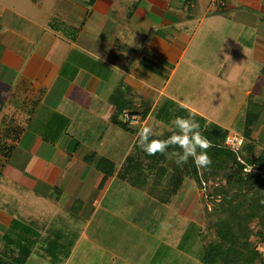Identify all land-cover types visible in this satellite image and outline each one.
<instances>
[{
    "label": "crops",
    "instance_id": "1",
    "mask_svg": "<svg viewBox=\"0 0 264 264\" xmlns=\"http://www.w3.org/2000/svg\"><path fill=\"white\" fill-rule=\"evenodd\" d=\"M87 1L90 7L80 9L84 10L82 25L70 36L61 25L49 28L31 6L23 8L0 0V123H7L0 129V136L13 148L25 147L24 138L31 142L36 137V153L26 152L23 161L25 166L29 162L28 189L35 195L50 197L53 191L66 190L70 184L79 196L71 207L89 215L101 202L104 191L120 180L117 171L135 138L130 133L132 139L124 154L112 159L110 150L121 144L123 137L113 129L121 127L110 120L114 108L110 95L122 85L124 95L130 88L134 106H150L139 128L149 118L155 119L153 111L161 99L170 98L225 128L228 134L235 132L243 137V145L250 144L254 156L264 152V0H234L240 6L231 5V0H224V5L211 0H120L118 14L97 8V0ZM254 17L258 19L257 29ZM87 23L95 27L89 26L87 40L81 41ZM242 27L252 29L249 41L236 38ZM253 32L258 34L254 36ZM182 62L188 64L184 66L185 75L202 77V90L219 83L217 87L228 93L230 103L237 98V111L219 110L217 115L222 117L218 118L216 112L210 115L168 91ZM250 100L256 104L258 115L246 137L243 127L235 131L231 125L243 104L244 125ZM14 101L27 107L21 108ZM32 111H41L36 127L43 125V132L30 129L35 118ZM90 150L96 156L88 162L85 157ZM100 156L114 163L113 172L106 178L95 167ZM258 169L264 171V167ZM94 189H99L101 195L88 207ZM9 207L5 198L0 205V241L10 228ZM52 236L42 235L40 244ZM58 237L56 233L53 239Z\"/></svg>",
    "mask_w": 264,
    "mask_h": 264
},
{
    "label": "rangeland",
    "instance_id": "2",
    "mask_svg": "<svg viewBox=\"0 0 264 264\" xmlns=\"http://www.w3.org/2000/svg\"><path fill=\"white\" fill-rule=\"evenodd\" d=\"M6 1L23 8L31 6L36 12V17L45 19L44 22L49 28L57 29L61 25L70 36H73L77 27L80 28L82 25L81 15L84 10L80 9L90 7L87 0ZM96 4L97 8H105L117 14L121 7L120 0H97ZM232 4L241 5L234 0H231ZM254 18L257 29L258 19ZM18 21L17 19V23ZM92 25L94 24L87 23L84 26L81 41L87 40L86 30ZM244 28L247 30L245 34ZM244 28L242 27V30L238 32L236 37L238 41L250 40L252 29ZM257 34L255 32L254 36ZM185 63L180 64L177 73L170 80L168 91L210 115L214 116L216 112V117L219 116L217 115L219 110L221 112L237 111L236 106L239 103L237 98L235 102L230 103L228 93L223 91L222 87H217L221 86L219 83L215 87L205 88L207 92L205 89L202 90V77L192 75L189 78V73L185 75L184 66L188 65L187 62ZM163 100L164 98L161 99ZM14 102H19L21 108L27 107L26 104L23 106L20 101ZM223 106H228V108H222ZM40 112L30 113L32 117L35 116L30 128L32 132H35L36 128L44 131L43 125L36 127L40 125L38 120ZM244 112L245 105L243 104L232 120V130L242 129ZM149 119L146 125L158 123L161 128L171 126L162 123V119L160 123L154 121L153 118ZM6 120L8 119H4ZM6 125L7 123L1 122L0 129L2 130ZM113 129L119 131L123 137L121 144L118 143L114 150H110L112 159L115 160L120 159L124 154L125 147L132 139V134L115 126ZM111 134L112 137L113 130ZM83 135L84 133L82 137L87 138ZM31 136L35 137L33 134ZM35 138L32 139V143L24 138L25 147L17 146L7 157H0V170H2L0 171L2 172L0 173V205L7 198L11 209L10 224L13 225L12 222L20 220L29 224L32 229L29 238L31 244L28 246L25 240L22 244L32 247L36 242L34 246L36 248L40 244L39 240L42 235H53L50 238V241H53V237L58 233L60 237L55 240L59 242V249H57L59 255L55 260L66 261V264H201L204 246L216 239L213 220L208 212L213 207L214 198L210 195L212 187L218 183H225L220 172L205 181L201 178V184L195 182V187L192 185L193 180L186 178L168 204L160 203L123 179H117L110 188L104 191L101 202L96 207L94 206L93 213L88 215L85 212L80 213L82 210H78L75 206L71 207L72 201L79 196L75 195L76 191L72 190L70 184L67 185L66 190L53 191L50 197L43 193L35 195L31 189H28L31 185L27 172L29 162L25 166L23 161L26 152L36 153L37 147L33 144ZM20 139H23V136ZM64 185L66 186V183ZM92 192L88 197L90 199L88 207H91V204H94L101 195L99 189H94ZM216 199H219L218 196ZM253 225L256 227V221ZM15 234H18V231ZM3 243L4 241L0 243V246L4 245ZM52 259L53 257L47 252L33 250L26 264H56L57 262Z\"/></svg>",
    "mask_w": 264,
    "mask_h": 264
},
{
    "label": "trees",
    "instance_id": "3",
    "mask_svg": "<svg viewBox=\"0 0 264 264\" xmlns=\"http://www.w3.org/2000/svg\"><path fill=\"white\" fill-rule=\"evenodd\" d=\"M122 86L116 88L110 95V101L114 105L110 120L133 133L135 138L117 171V176L160 203L168 204L186 178L200 185L201 178L205 181L220 172L225 183H218L212 187L210 195L214 198L213 207L208 212L213 220L216 239L204 246L201 264H264V259L256 250V244L264 233V177L247 173L244 170L248 164L258 168L264 167V152L254 156L253 147L250 144L247 146L244 144L239 151L232 150L224 144L228 134L225 128L214 122L206 121L204 117L170 98H164L155 107L154 118L162 119L163 123L169 126L172 119L177 116L188 117L190 113L194 114L193 118L198 121L201 133L211 142L212 146L207 149L211 164L200 171L189 157L187 163L182 166L177 165L176 157H170L169 154L173 151L179 152L178 147L175 149L170 147L165 154L157 153L149 156L137 144L139 124H128L122 120V113L127 110L129 113L139 114L143 120L149 114L150 106L146 103L141 109L134 106L130 88L127 87L128 92L124 95V90H121ZM2 104L3 97L0 94V109ZM257 115L256 104L250 100L243 125L244 136L249 137ZM163 128L165 129L163 136L150 137V139H166L172 134L166 130L167 127ZM12 148L13 144L5 141L4 136H0V155L7 157ZM88 154L85 160L93 161L96 152L90 150ZM238 156L243 162L238 159ZM95 167L104 173L105 178L113 172V165L103 156L97 158ZM216 196L219 199H216ZM255 221L256 227L253 225ZM12 224L1 237L0 243L4 241V245L0 246V264H25L36 246L35 242L34 246L28 247L31 244L29 238L32 229L29 224L20 220ZM12 231H14L13 234ZM16 231L18 234H15ZM55 239L38 245L40 251L47 252L53 257L52 261L59 255L57 254L59 242ZM24 240L28 246L22 244ZM41 241L42 239L39 243ZM55 262L59 263L60 260H55Z\"/></svg>",
    "mask_w": 264,
    "mask_h": 264
},
{
    "label": "clouds",
    "instance_id": "4",
    "mask_svg": "<svg viewBox=\"0 0 264 264\" xmlns=\"http://www.w3.org/2000/svg\"><path fill=\"white\" fill-rule=\"evenodd\" d=\"M97 59H100L97 55ZM194 114L190 113L188 117L177 116L167 127V131L172 134L166 139L152 138L163 136L165 129L159 124L145 125L137 132V144L140 149L149 156L157 153L165 154L167 150L179 148L180 151H173L170 157H176L175 163L179 166L188 162L189 157L198 169L206 168L211 164V158L207 154L211 142L201 133L199 123L193 118ZM199 149V151H198ZM251 168L248 169L250 171ZM195 187V181H192Z\"/></svg>",
    "mask_w": 264,
    "mask_h": 264
},
{
    "label": "built area",
    "instance_id": "5",
    "mask_svg": "<svg viewBox=\"0 0 264 264\" xmlns=\"http://www.w3.org/2000/svg\"><path fill=\"white\" fill-rule=\"evenodd\" d=\"M214 4L224 5V0H211ZM122 120L126 121L130 125H141L142 120L139 114L136 113H129L127 110H124L122 113ZM244 139L243 137L239 136L237 133L232 132L227 134L225 137L224 144L225 146L231 148L234 151H239L243 145ZM238 159L243 162V160L238 156ZM251 168L250 171L248 169ZM244 170L247 173H253L260 177L264 176V171L262 169H258L252 165L245 166ZM256 250L261 254V257L264 259V233L262 238L256 244Z\"/></svg>",
    "mask_w": 264,
    "mask_h": 264
}]
</instances>
